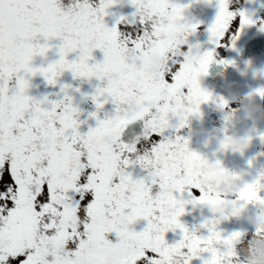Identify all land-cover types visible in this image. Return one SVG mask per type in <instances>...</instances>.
Masks as SVG:
<instances>
[{
    "label": "snow or ice",
    "instance_id": "obj_1",
    "mask_svg": "<svg viewBox=\"0 0 264 264\" xmlns=\"http://www.w3.org/2000/svg\"><path fill=\"white\" fill-rule=\"evenodd\" d=\"M115 2L0 0V264H191L201 253L209 254L203 264H235L231 244L241 233L224 237L216 218L200 225L206 236L180 222L186 204L206 205L215 213L227 193L214 190V174L202 171L207 160L189 149L187 139L165 134L171 117L178 120V131L187 121L177 118L179 113L199 115L200 105L212 99L199 78L207 74L214 51H203L195 62L177 55L169 35L184 23L187 5L130 0L132 17H120L109 28L104 17ZM215 3L209 42L223 47L230 40L234 47L240 30L254 21L230 10L229 0ZM53 47L58 59L33 66L34 57H45ZM97 49L102 62L89 63ZM154 53H162L165 64L149 78ZM66 71L105 82L91 100L97 110L111 100L115 114L81 133L78 109L66 93L51 102L26 94V76L40 75L56 85ZM255 91L264 95V89ZM136 120L144 122L139 148L120 140ZM259 138L264 141V134ZM146 165L155 166L157 179H137L128 171L139 166L143 172ZM262 192L264 173L245 183L236 198L264 207ZM185 193L190 199L178 198ZM139 220L146 226L137 232L131 226ZM176 230L181 239L168 244L165 234ZM65 255L69 259H62Z\"/></svg>",
    "mask_w": 264,
    "mask_h": 264
},
{
    "label": "rangeland",
    "instance_id": "obj_2",
    "mask_svg": "<svg viewBox=\"0 0 264 264\" xmlns=\"http://www.w3.org/2000/svg\"><path fill=\"white\" fill-rule=\"evenodd\" d=\"M66 2V0H65ZM90 3L95 5L98 3V0H89ZM172 3L187 5L185 8L183 16L184 20L182 22H188L191 24L199 25L197 32L190 38L192 42H198L201 45V50H213L214 55L218 57L226 56L232 49L231 41L224 42L223 47H217L209 42V33L207 28L214 22L215 17L217 15V6L215 0H212L211 3L207 2V0H171ZM229 9L239 13L241 11L245 12L254 23L251 25L245 26L242 30H240L239 38L235 41L234 46L241 38V36L247 31L253 32L255 30L260 29L261 23L264 22V0H229ZM108 14L104 17V23L107 27L111 28L116 25L117 20L120 17L131 18L132 14L135 12V8L131 5L130 0H116L112 7L107 10ZM118 27H122L118 25ZM236 27L239 28V16H236ZM53 45H57L60 43L59 40H53L50 42ZM160 56L164 55L162 53H154ZM93 60L89 61V63L102 62L103 53L100 50H95L93 52ZM75 54H72L69 59H74ZM165 58V57H164ZM58 59L57 49L55 47L51 48L50 51L46 54L45 57H34L33 58V66H47V64L54 62ZM164 64L155 65L158 69V74H160ZM153 67L150 62L149 69ZM148 69V70H149ZM29 80V88L27 89L26 94L37 101L43 100L47 97L49 102L51 101H59L64 98L65 93L72 98V105L75 107V98L77 96H82L85 98L86 102L84 108L78 109L80 112L77 115V119L80 122L79 131L81 133H85L88 131L90 127H96L97 119H106L110 118L115 114V105L109 100L108 103L104 104L103 108L97 110L95 104L91 100V96L95 94L97 87H103V81H98L95 78L87 79V78H73L71 72H64L60 77H58L56 85H49L44 80V78L40 75L35 77H25ZM199 83L201 87V77L199 78ZM61 86H68L65 89V92H61ZM79 89V91H76ZM261 104L264 105V101H261ZM44 107H50V104L43 105ZM231 106L240 113L241 117H243V109L241 104L238 101L231 102ZM213 109L209 106L208 103H202L200 105V114L194 115L187 126L180 132L169 131L165 134L169 138H174L175 135H180L183 138L189 141L188 147L191 151H194L201 155L203 158L208 160L209 155L211 154L207 150H210V147L214 149L213 159L219 160L223 163V158L221 157L222 151H220L215 143L211 145H205L203 143V138L199 135H193L191 129H206L209 133H216L224 128L223 120L221 118L220 113L217 111L214 113H210ZM95 112L96 117L93 118L91 113ZM246 129L245 122L243 120L242 123L237 124L235 128L229 129V132H236L239 134H243ZM137 143V147L139 148L140 144L143 143L142 138ZM253 145V144H252ZM250 146V148L243 154L225 152V158H228L229 165L227 168H233L236 173L242 175V179L244 183H252L254 180L258 178V176L264 172V141L261 144H256V146ZM219 150V151H218ZM227 155V157H226ZM209 161L214 162L215 160ZM251 162V163H250ZM238 164V165H237ZM226 168V169H227ZM129 172L132 173L134 178H141L145 174L139 168V166H130L128 169ZM233 171V170H232ZM264 196V192L261 193ZM182 199H190V197L185 193L183 197H179ZM225 198H231L229 194L225 196ZM203 207V211H202ZM255 204H248L247 209L248 212H257ZM202 211V212H201ZM219 219V223L216 225V229L221 232L224 237L230 236L234 232L241 233L240 240L244 242L246 238L250 237L255 233L254 226L248 222L244 215L229 217L227 219H220L216 213H213L211 209L206 205H195L186 204L184 214L179 218L180 222L184 224L189 231L194 232L196 235L206 236L208 233L206 229L201 228L200 225L205 223L210 219ZM146 226V222L143 220H139L131 227L134 231H142ZM182 233L180 230H176L175 232L169 231L165 234V239L168 244H173L181 239ZM115 240V237H111ZM91 247L96 248L97 245L93 243ZM209 257L208 253H201L200 258H194L191 264H203V260ZM62 259H69L67 255L63 256ZM202 260V261H201ZM235 264H238V260L235 261Z\"/></svg>",
    "mask_w": 264,
    "mask_h": 264
},
{
    "label": "clouds",
    "instance_id": "obj_3",
    "mask_svg": "<svg viewBox=\"0 0 264 264\" xmlns=\"http://www.w3.org/2000/svg\"><path fill=\"white\" fill-rule=\"evenodd\" d=\"M198 28L193 29L191 23L184 22L179 24L177 28L170 33L169 38L176 41V52L178 56H187L189 60L195 62L198 61L203 54L201 45L198 42H192L190 39ZM87 44L84 43L80 46L82 51ZM151 67L147 75L149 78H156L158 69L155 65L165 64V58L158 54H153L150 57ZM237 70L241 72V75H251L252 79H264V69H257L250 64L246 65L244 69ZM258 89H264L260 87ZM234 101H238L243 107V117L237 109L233 108L229 102L223 103L217 97H212L211 101L215 107V110L220 113L223 120L224 128L216 133H209L206 129H191L193 135H199L203 138L205 145H211L215 143L220 151L238 153L243 155L252 145L254 139L257 138V129L254 127L246 128L243 134L236 132H229V129L235 128L237 124L247 120H258L264 117V105L260 101H264V95L253 91L244 97H233ZM187 117V121L194 115H190L184 112L178 114L177 118ZM209 162L202 167L204 173H213L212 187L214 190H218L221 193H227L231 198H224L222 202L216 205L215 213L218 218L234 217L244 215L245 219L250 222L254 228L255 233L246 238L244 242L240 239L234 241L231 244V251L238 257V264H264V207L257 206L259 211L248 212V204H241L237 201L236 194H238L243 186L244 181L242 175L233 171L226 170L222 163ZM143 172L145 176L153 180L158 178V171L155 166H145ZM264 173V172H262ZM179 264V261H176Z\"/></svg>",
    "mask_w": 264,
    "mask_h": 264
},
{
    "label": "water",
    "instance_id": "obj_4",
    "mask_svg": "<svg viewBox=\"0 0 264 264\" xmlns=\"http://www.w3.org/2000/svg\"><path fill=\"white\" fill-rule=\"evenodd\" d=\"M219 61L231 63H219ZM233 64L241 70L248 64L257 69H264V34L245 37L227 57L222 60L214 59L208 67L207 74L202 75L203 90L210 93L212 97H223L225 101L230 102L234 96H238L243 86H246L243 97L264 87V79H252L250 74L248 76L241 75V72ZM209 103L213 105L211 100ZM76 104L81 109L84 106V100L77 98ZM245 121L248 128L257 129V138L253 142L261 141L259 137L264 134L263 117L258 120L245 119ZM170 124L169 129L177 131L178 120L175 117L170 118ZM143 127L142 120H136L127 125L121 133L122 143L131 144L136 137L143 134Z\"/></svg>",
    "mask_w": 264,
    "mask_h": 264
},
{
    "label": "flooded vegetation",
    "instance_id": "obj_5",
    "mask_svg": "<svg viewBox=\"0 0 264 264\" xmlns=\"http://www.w3.org/2000/svg\"><path fill=\"white\" fill-rule=\"evenodd\" d=\"M247 33H249V32H247ZM246 33V34H247ZM215 58H219L218 56H214ZM83 98V97H82ZM85 99V98H84ZM85 102H86V100H85ZM74 103V102H73ZM75 108H76V106H75ZM214 112H216V110L215 109H213L212 111H210V113H214ZM80 112L78 111V114H79ZM189 121L190 120H188L187 121V124L189 123ZM95 126H97V121H96V124H95ZM252 146H256V145H252ZM208 152H210L211 154L209 155V158H208V161H212V159H213V155H214V149L213 148H211L210 147V150H207ZM219 151V150H218ZM225 156V152L224 151H222V154H221V157L223 158V163H222V165L225 167V169L227 168V165H229V162H228V158H225L224 157ZM226 157H227V155H226ZM213 160H217L216 158L215 159H213ZM234 163H233V168H231V169H229V168H227L226 170H229V171H232L233 170V172H234ZM197 205H195V207H196ZM185 207H186V205H185Z\"/></svg>",
    "mask_w": 264,
    "mask_h": 264
}]
</instances>
